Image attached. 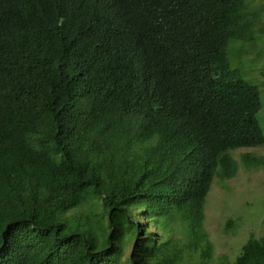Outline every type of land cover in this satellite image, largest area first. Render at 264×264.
<instances>
[{"label": "trees", "instance_id": "1", "mask_svg": "<svg viewBox=\"0 0 264 264\" xmlns=\"http://www.w3.org/2000/svg\"><path fill=\"white\" fill-rule=\"evenodd\" d=\"M247 52L259 0H0V264H206L213 180L264 147Z\"/></svg>", "mask_w": 264, "mask_h": 264}, {"label": "rangeland", "instance_id": "2", "mask_svg": "<svg viewBox=\"0 0 264 264\" xmlns=\"http://www.w3.org/2000/svg\"><path fill=\"white\" fill-rule=\"evenodd\" d=\"M259 1L264 6V0ZM240 58L247 65V68L242 70L243 79L250 84H260L263 91L257 120L264 134V75L260 74V70L264 69V54L257 59L252 52H247ZM244 154L251 158L264 157V147L242 148L231 152L238 165L236 176L226 181L215 177L207 195L204 206V231L211 244L212 253L206 264L232 263L251 237L259 239L264 236V166L245 169L240 162ZM94 213L101 216L103 211L95 206ZM74 214L69 215L70 220L79 214L94 216L88 205H84ZM89 223L88 225L100 235L104 228L102 223H96L94 218H91ZM199 253L200 250L195 254L200 257Z\"/></svg>", "mask_w": 264, "mask_h": 264}]
</instances>
